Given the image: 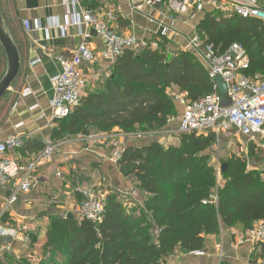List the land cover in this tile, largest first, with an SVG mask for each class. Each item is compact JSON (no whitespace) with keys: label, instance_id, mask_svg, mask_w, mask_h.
Instances as JSON below:
<instances>
[{"label":"trees","instance_id":"1","mask_svg":"<svg viewBox=\"0 0 264 264\" xmlns=\"http://www.w3.org/2000/svg\"><path fill=\"white\" fill-rule=\"evenodd\" d=\"M218 14L217 19L210 14L205 18L207 27L200 33L206 36L204 42L221 52L238 44L251 60L249 73L264 75V25L252 18ZM160 46L121 57L100 91L84 97L70 116L56 121L53 137L114 129L161 132L176 116L175 99L168 90L176 87L191 102L212 92L207 70L192 53L169 56L164 44ZM216 141L214 134L192 133L181 135L178 146L155 141L142 148L127 147L118 166L147 193L143 205H131L112 194L98 227L86 220L51 219L43 259L36 264H163L176 252L202 251L206 237L217 234L221 224L249 227L264 221V171H249L246 161L233 157L219 181L205 154ZM29 143L24 149L43 150ZM257 152L250 147L251 156ZM213 194L217 203L204 204Z\"/></svg>","mask_w":264,"mask_h":264},{"label":"crops","instance_id":"2","mask_svg":"<svg viewBox=\"0 0 264 264\" xmlns=\"http://www.w3.org/2000/svg\"><path fill=\"white\" fill-rule=\"evenodd\" d=\"M144 2L0 0L4 20L22 60L18 78L0 102V142L12 135L23 138L22 148L9 151V156L19 163L20 177H23L29 165L39 159L48 142L57 144L53 160L40 162L35 168L33 176L38 179V187L28 194L18 196L17 202L9 207L1 220L2 228L30 233L35 242L39 239L37 232L44 225L48 227L51 219L63 218L59 216L65 214V218L81 221L78 212L81 196L77 192L80 187L109 191L110 195L129 192L126 203L131 205H143L148 198L147 193L132 178L126 177L112 161L113 150L107 141L111 135L123 134L119 129L111 133L94 132L90 136L69 138L68 134H64L54 138L53 133L58 125L57 120L51 121L49 110L53 95L51 79L62 69L61 63L55 58L72 57L83 42L85 27L71 24L72 19L76 18L74 16L80 14V9L92 10L101 18L109 19L114 30L126 36H135L139 41L135 50L141 51L147 47L152 49L151 44L156 40L160 41V45L164 44L169 56L186 49L188 38L193 35L195 28L187 22H180L178 16L187 15L189 9L185 14H174L167 11V6L150 9ZM26 20L37 25L34 32L25 31L23 22ZM163 28L168 29L166 37L161 36ZM104 50V43L94 37L90 46L94 60L83 65V98L100 91L112 74L114 65L104 59ZM27 89L32 94L23 97ZM172 90V96L179 93L176 87ZM34 105L37 109L30 111ZM41 114L46 115L45 119L39 120ZM168 128L170 123L165 129ZM156 136L129 141L127 147H146L158 141L154 139ZM226 136L236 137L235 134ZM28 141L33 149L42 146L43 150L30 152L24 149ZM57 172L62 173V179L57 177ZM13 190V183L0 187V215ZM133 192L134 195H131ZM257 223L249 227L239 224L233 228L221 224L217 234L206 237L204 249L200 251L202 254L176 252L165 258L163 264H219L216 251L218 244L223 245L224 253L220 264H264V242L251 241V231ZM3 242L4 238L0 236V264H10L12 260L16 264L15 259L27 254L31 247L23 245L19 240L10 239L13 249L3 254Z\"/></svg>","mask_w":264,"mask_h":264},{"label":"built area","instance_id":"3","mask_svg":"<svg viewBox=\"0 0 264 264\" xmlns=\"http://www.w3.org/2000/svg\"><path fill=\"white\" fill-rule=\"evenodd\" d=\"M183 1V3H182ZM77 3V1H74ZM144 5L150 9L167 6V11L174 14H185L190 7L193 8L194 19L196 15L205 12L208 8L230 10L234 15L242 18L256 19L264 25V0H145ZM72 23L75 26L85 27L82 34L83 42L75 54L70 57H56L62 66L61 72L51 79L53 95L49 102L51 121L62 120L70 116L81 104L83 92V65L94 60L90 51L91 40L97 37L104 43L103 57L114 65L127 52L134 51L139 41L135 36H126L114 30L109 19L101 18L94 11L80 9V14L75 15ZM174 21H177L175 19ZM68 23V21H67ZM27 33L37 29L29 20L23 22ZM64 27L62 28V30ZM161 36L168 35V29L161 30ZM153 50L160 48V41L151 44ZM205 67L209 79L213 84L212 92L198 101H189L187 93H177L173 97L175 102L182 106V115L177 119V129L163 130L161 132H135L111 135L108 146L113 150L112 161L119 164L127 144L132 140L152 138L164 132L167 136L192 134L208 135L214 134L219 139L221 136L235 134L236 137L245 138L249 147L244 151L245 155L250 154V147L264 153V75L249 73L251 60L246 51L238 44L231 45L225 52H221L213 45L206 44L202 35L193 33L188 38L186 49ZM221 77L226 85V98L229 103L224 104V97L220 94L215 79ZM32 94L29 89L22 94L28 97ZM34 105L30 111L36 110ZM46 115L41 114L39 120L45 119ZM163 133V134H164ZM168 133V134H167ZM23 146V138L20 135H12L0 142V187L13 183V193L7 200L4 212L0 215V222L9 207L15 204L20 194H28L39 185L38 179L34 178L36 166L43 161L51 162L54 158L57 144L48 142L46 147L35 163L28 166L23 177H20L21 170L19 163L9 156V151L20 149ZM57 177L62 179L63 175L57 172ZM77 192L81 196L78 212L81 220H86L98 227L104 217L107 197L109 191H101L92 187H80ZM122 201L128 202V193L117 194ZM134 195V192L131 193ZM218 197L211 195L210 200L204 204H216ZM0 236L4 238L2 253L12 251L10 239L19 240L23 245L30 247L33 238L30 233L6 230L0 224ZM251 241L254 243L264 242V221L258 222L251 231ZM223 245L218 244L219 264L224 257ZM195 254H202L195 252ZM18 257L15 261H21Z\"/></svg>","mask_w":264,"mask_h":264},{"label":"rangeland","instance_id":"4","mask_svg":"<svg viewBox=\"0 0 264 264\" xmlns=\"http://www.w3.org/2000/svg\"><path fill=\"white\" fill-rule=\"evenodd\" d=\"M218 13H222L225 15H232L233 13L226 9V6H223L222 9H215V8H208L205 12L198 14L195 16L194 19H191V16L193 15V8L190 7L189 11L187 13V15L184 16H178V18L180 19V22L183 23H188L190 25H192L195 30L194 33H202L204 32L205 27H207V25L205 24L204 20L207 17L208 14H210V16L215 17L216 19L220 17V15ZM234 15V14H233ZM206 38L205 34L202 35V38ZM140 52L139 50H135V52ZM5 66H6V59H5V55H4V51L1 47L0 44V79L2 78L4 71H5ZM172 89L168 90L167 93L172 96ZM226 102H224V104H228L229 101L228 99L225 97ZM175 106H176V116L170 118L171 119H175L177 120L181 115H182V106L180 104H178L177 102H175ZM170 122V121H169ZM177 129V121H172L170 124V128L168 129H164V130H175ZM119 132H122L121 130H118ZM166 132V131H164ZM163 132V133H164ZM124 133V132H122ZM161 133L160 135L156 136V138H154L155 140H158L157 142H159L160 144H163L164 146H168V145H176L178 146L180 143V138L181 135H171L168 134L169 136H167L165 133L163 134ZM92 135L94 133H91ZM69 138H74L77 137L78 135H73V134H68ZM81 136V135H79ZM249 147V144L247 142L246 139L242 138V137H233V136H221L219 139L217 138L216 143H214L206 152L205 154L208 155L210 157V161L209 164L215 168L216 172H217V177L219 179V181L222 178V165L224 163H227V161L233 157H237V158H241L243 161H246L247 163V170L249 171H257L260 173H263L264 171V153L262 151H258L256 153V156H251L249 155H245L244 151H246V148ZM58 217V216H56ZM59 217H63L65 218L66 215L62 214ZM49 226L46 227L45 225L43 226V228L37 232L38 234V238L36 239L35 242L31 245V247L29 248V251L27 254H25L24 256H22L21 258L24 259L22 260L23 263L22 264H33L37 262L38 259H43V255H44V246L47 243V232L49 230ZM47 230V231H46ZM41 239V240H40ZM57 253H61L59 249H57ZM12 259H10L11 261ZM33 262V263H32ZM20 263L19 261H17L16 264ZM10 264H15L12 260V263Z\"/></svg>","mask_w":264,"mask_h":264},{"label":"water","instance_id":"5","mask_svg":"<svg viewBox=\"0 0 264 264\" xmlns=\"http://www.w3.org/2000/svg\"><path fill=\"white\" fill-rule=\"evenodd\" d=\"M0 44L4 50L6 57V68L2 78L0 79V102H1V100L7 95L12 85L18 78L22 66L20 51L4 20L1 4H0ZM214 83L218 85L219 92L224 97V102H226L225 96L227 94V88L223 79L221 77H218L215 79ZM227 166H228L227 163H224L222 165L221 169L223 173L226 171Z\"/></svg>","mask_w":264,"mask_h":264}]
</instances>
